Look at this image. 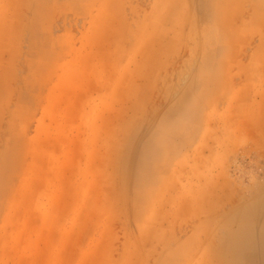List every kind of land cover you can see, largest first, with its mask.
Listing matches in <instances>:
<instances>
[{
  "label": "rangeland",
  "instance_id": "rangeland-1",
  "mask_svg": "<svg viewBox=\"0 0 264 264\" xmlns=\"http://www.w3.org/2000/svg\"><path fill=\"white\" fill-rule=\"evenodd\" d=\"M0 264H264V0H0Z\"/></svg>",
  "mask_w": 264,
  "mask_h": 264
}]
</instances>
